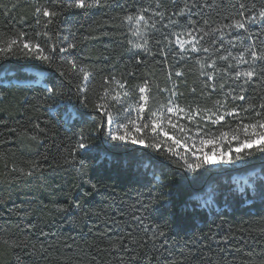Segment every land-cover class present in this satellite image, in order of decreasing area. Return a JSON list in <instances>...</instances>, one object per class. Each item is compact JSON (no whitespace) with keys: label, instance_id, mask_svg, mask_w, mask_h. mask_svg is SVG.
<instances>
[{"label":"trees","instance_id":"16d2710c","mask_svg":"<svg viewBox=\"0 0 264 264\" xmlns=\"http://www.w3.org/2000/svg\"><path fill=\"white\" fill-rule=\"evenodd\" d=\"M70 2L0 0V41L23 33L22 39L39 42L46 51L76 45L66 53L53 52L52 63L19 52L0 54V79L35 80L28 69L34 68L45 73L46 82H0V264H264V197L251 189L237 191L236 198L224 194L239 188L232 180L237 171L257 183L264 180V155L188 172L166 146L113 142L105 135L107 126L95 131L103 114L94 107L108 103L114 114L123 108L135 117L137 86L148 81L157 105L171 98L191 111L224 114L236 108L240 119L225 115L219 124L188 120L181 113L174 122L187 131L170 132L198 142L200 128L205 138H217L216 147L228 150L231 143L235 148L231 132L237 124L251 123L256 112H264V75L247 83L236 79L234 71L248 65L237 66L232 58L249 45L264 49V21L249 22L247 30H223V35L205 36L199 29L208 32L247 16L264 0H159V7L157 0H104L84 9L70 8ZM186 4L191 11L177 15ZM45 6L56 15L36 13ZM141 9L151 17L148 51L132 47L129 41L143 40L123 19ZM187 31L197 36L198 48L209 51L193 52L190 45L181 50L171 34ZM229 53L228 61L219 59ZM69 60L86 67L90 78L85 80ZM255 67L260 73L264 63ZM52 86L59 90L56 96L47 92ZM124 91L128 97L112 99ZM240 95L245 99H233ZM222 132L229 137L220 141ZM81 135L87 149L75 148ZM152 135L144 137L146 144Z\"/></svg>","mask_w":264,"mask_h":264},{"label":"snow or ice","instance_id":"6c2138e0","mask_svg":"<svg viewBox=\"0 0 264 264\" xmlns=\"http://www.w3.org/2000/svg\"><path fill=\"white\" fill-rule=\"evenodd\" d=\"M104 0H71L68 3V7L70 8H94L102 4ZM157 6L159 7V0H157ZM243 7V5L241 6ZM185 10L191 11L188 8V5H185V8L181 9L177 15H183ZM148 11L147 9H141L140 14L136 16L127 15L123 17L124 20L128 21L130 24H133V27L130 28L132 34L138 37L140 40H143V43L132 42L129 43L132 47L137 49H142L144 51H148L147 48V39H146V29L149 25V20L151 17H146L144 13ZM37 14H42L44 17H53L56 15L55 12L51 11L48 7H37ZM156 16L163 17V12H154ZM257 19L264 21V5H262L259 10H256V6L253 5L251 14L241 17L240 19H233L231 23L218 25L215 29H210L208 32H204V29L201 28L199 31L203 33V35H211L213 32L219 31L221 35L224 34L223 30H234V29H244L247 30V25L249 22H255ZM50 22V21H49ZM177 23L170 20V24ZM190 24H195V21H189ZM143 26V27H142ZM155 28V24L151 25ZM175 37V44L179 45V48L183 51H187L186 45L191 46V51L196 52L203 50L205 52L209 51L207 48H198L199 40L197 36L193 35L192 32H173L171 34ZM24 36L23 33L20 34V37L10 39L8 41H0V54L3 55H15L18 52L23 55H31L36 59L41 61H45L48 63L53 62V52L66 53L68 49L76 47L75 44H68L67 48L60 47L56 48L55 45L52 46L51 49L47 50L45 47L41 45L39 42H32L27 39H22ZM187 36L188 39L184 37ZM165 41L168 43H172L168 36L164 37ZM231 57V53L228 56H221L219 59L228 61ZM235 60V64L239 65H248L246 69L236 70L234 71V76L236 79L244 78L245 83L252 80L253 77L258 75H264V70L260 73L256 70L257 61L264 63V49L257 50L255 45H249L242 52H240L237 56L233 57ZM68 63L71 65L73 69H78L80 73H82L83 78L85 80L90 78V73L86 69V67L79 66L75 60H69ZM204 67L203 65L201 66ZM211 67H215V61L212 62ZM227 71V70H225ZM181 73L177 72V75ZM204 75L205 73H201ZM115 80V78H112ZM208 79L212 80L213 76L208 74ZM121 89L125 87L123 83L120 81H116ZM138 100L133 106L132 110L136 112V116L132 117L131 112L127 109H121V114L118 116L114 114L111 105L108 103H98L95 104L94 107L98 109L99 112L103 114L102 119L100 121V125L95 129V131H102L105 126H107V131L105 135L113 142H121V143H131L134 145H145L146 147L161 149L162 146L167 147V151L172 154V156L178 157L177 161L178 166L181 169H184L188 172H197L200 169L205 168L207 165L213 164H235L238 161H243L246 156L250 157L255 155L256 153H260L264 155V112H256L255 117L251 123H243L242 121L237 124L236 129L231 132V141L236 142L235 148L231 146L229 143L228 151H218L216 147V137L210 136L209 138H205V134L203 130L197 128V132L199 135V148L196 147L195 142L188 146V139L195 141L196 137H181L179 139L175 138V136L170 135V132L173 129H178L180 132H186L187 129L183 125H178V123L174 122L178 120L181 113L186 114V118L188 120H195L197 117L201 119L211 121L212 124H219L221 121L225 119V115L232 116L236 119H240L239 112L236 108H232L227 113L221 114L218 111H212L211 109H205L203 112L200 109H196L195 111L187 110L181 108L177 105L173 99H169L165 104L157 105L154 98L151 97V87L148 81H145L142 85H138ZM58 89L55 86L47 88V92L56 96L58 94ZM243 91V89H241ZM231 94V93H229ZM109 95L108 91L105 90V96ZM175 96V93H172ZM121 96L128 97L129 93L124 91L123 93L117 92L115 96L112 97L114 101L120 102ZM244 100L245 97L240 95L239 97H233V99ZM100 99H104L101 97ZM87 103V98L84 100ZM219 103V102H218ZM250 109H254L255 106L249 104ZM261 109H264V104L260 105ZM147 110V119L144 118V114ZM247 111V109H245ZM207 113L204 115L203 113ZM116 124V127L113 128L112 125ZM153 134L150 137L152 142L145 143V136L148 134ZM241 135L243 139H241ZM229 137L228 132H222L220 134L219 140L223 141L225 138ZM85 137L81 135L80 139L77 141L75 148L76 149H87L89 147L88 144L84 143ZM169 141L172 143L169 144ZM184 144L185 151L181 153L180 151H175L174 147H179L181 144ZM212 145L211 151H204L205 146ZM118 146V145H114ZM235 153V155H230L229 153ZM200 153V154H198ZM214 157H218L215 159ZM194 158V159H193ZM239 183V182H238ZM246 189H251L253 192H258L262 197H264V180H260L257 183V180L253 177H249L243 180V186L238 189H233L225 192L226 196H231L236 198L237 191L240 194H245ZM211 203V198L204 202V206H207ZM116 246V245H114Z\"/></svg>","mask_w":264,"mask_h":264},{"label":"rangeland","instance_id":"374dc122","mask_svg":"<svg viewBox=\"0 0 264 264\" xmlns=\"http://www.w3.org/2000/svg\"><path fill=\"white\" fill-rule=\"evenodd\" d=\"M28 69H30V70H32V71H34L35 73H36V79L35 80H20V79H16V78H13V79H11V80H9V79H0V82L1 83H9V82H18V83H30V82H40V83H46L45 82V79H44V77H45V73L44 72H42V71H40V70H37V69H34V68H28ZM112 127L113 128H115L116 127V125L115 124H113L112 125ZM187 136L189 137L190 135H188L187 134ZM176 138V137H175ZM178 139V138H177ZM188 141H189V143H188V146L190 147L191 146V144L194 142V141H192L191 143H190V139H188ZM195 144H196V147L197 148H199V141L198 142H195ZM175 149H179V148H182L183 150H185V147H184V144H183V141H182V144L177 148V147H174ZM217 150L218 151H224V152H227L228 150H225L224 148H221V147H217ZM204 151H208L207 149H206V146H205V148H204ZM198 154H200V153H198ZM230 155H233V153H229ZM234 156V155H233ZM215 159H218V157H214ZM240 162L238 161V162H236L235 164H225V163H221V164H213V165H209V166H211V167H220V166H232V165H237V164H239ZM249 176V173H245V172H239V171H237L233 176H232V180L233 181H235L236 182V184L239 186V187H241V186H243V180L244 179H247V178H249L248 177ZM239 182V183H238ZM199 198H201V196L199 195L198 196ZM204 201V200H203Z\"/></svg>","mask_w":264,"mask_h":264}]
</instances>
